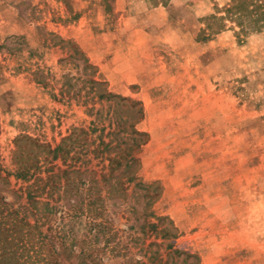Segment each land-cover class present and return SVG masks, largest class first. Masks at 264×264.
<instances>
[{
    "label": "rangeland",
    "instance_id": "obj_1",
    "mask_svg": "<svg viewBox=\"0 0 264 264\" xmlns=\"http://www.w3.org/2000/svg\"><path fill=\"white\" fill-rule=\"evenodd\" d=\"M235 3L0 0L3 170L20 135L54 147L106 113L94 77L142 108L137 176L157 183L150 211L172 221L175 246L195 264H264V25L250 21L264 0L253 18ZM20 186L10 177L0 194L20 203Z\"/></svg>",
    "mask_w": 264,
    "mask_h": 264
},
{
    "label": "trees",
    "instance_id": "obj_2",
    "mask_svg": "<svg viewBox=\"0 0 264 264\" xmlns=\"http://www.w3.org/2000/svg\"><path fill=\"white\" fill-rule=\"evenodd\" d=\"M235 1L232 9L256 16L252 0ZM261 12L250 21L264 25ZM83 69L95 73L85 57ZM86 83L106 113L97 110L88 128H72L54 147L20 135L13 173L0 164V183L19 181L22 200L10 203L0 194V264H195L192 254L175 246L172 221L150 211L157 183L138 180L137 154L147 141L135 127L142 108L102 89L99 79ZM140 201L141 214L134 207ZM118 215L125 229H117Z\"/></svg>",
    "mask_w": 264,
    "mask_h": 264
}]
</instances>
